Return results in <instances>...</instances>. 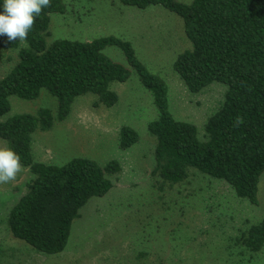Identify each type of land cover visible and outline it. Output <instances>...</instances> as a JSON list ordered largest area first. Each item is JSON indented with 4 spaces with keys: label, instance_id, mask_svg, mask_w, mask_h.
<instances>
[{
    "label": "trees",
    "instance_id": "16d2710c",
    "mask_svg": "<svg viewBox=\"0 0 264 264\" xmlns=\"http://www.w3.org/2000/svg\"><path fill=\"white\" fill-rule=\"evenodd\" d=\"M120 1L140 9L161 5L180 16L191 47L178 54L175 71L191 91L212 81L224 83V99L200 136L194 123L172 115L165 81L138 59L129 40L107 35L85 41H47L50 13L63 12V0H51V6L42 10L26 46L0 36L1 47L17 50L16 62L0 78V116L10 109V95L34 99L45 89L56 98L54 114L48 107H39L35 113L20 112L0 120V137L32 173L6 225L14 237L48 255L65 248L80 209L91 197L109 191L110 175L120 166L114 159L101 165L84 156L62 164L35 160L32 134L50 129L55 119L63 120L80 95L93 93L97 103L113 106L118 94L110 83L126 80L132 70L150 90L158 111L148 123L155 137L151 174L156 186H175L197 171L224 180L238 197L258 203V183L264 172V0ZM108 45L123 51L128 66L103 53ZM137 139L132 127L120 128V148H128ZM233 244L240 248L241 259L251 263L264 248V217L242 229Z\"/></svg>",
    "mask_w": 264,
    "mask_h": 264
},
{
    "label": "rangeland",
    "instance_id": "374dc122",
    "mask_svg": "<svg viewBox=\"0 0 264 264\" xmlns=\"http://www.w3.org/2000/svg\"><path fill=\"white\" fill-rule=\"evenodd\" d=\"M63 2V12L50 13L47 41L107 35L129 40L138 59L165 81L172 115L194 123L203 136V126L221 105L227 86L212 81L191 91L175 71L176 57L191 47L180 16L161 5L140 9L120 0ZM102 51L128 66L118 46ZM16 60L17 50L0 46V78ZM110 88L118 94L113 106L97 103L93 93L76 97L63 120L55 119L50 129L32 134V153L35 160L53 164L75 156L101 165L114 159L120 168L110 175L112 187L84 204L65 248L48 255L14 237L6 225L32 177L24 167L14 181L0 184V264H264V248L250 263L233 244L242 229L264 217V172L256 204L238 197L224 180L197 171L182 183L158 188L151 174L155 137L148 131V123L158 116L152 94L133 70L126 80L112 81ZM8 99L10 109L0 120L35 113L39 107L56 111V98L45 89L34 99ZM126 125L135 129L138 139L123 149L119 134ZM3 142L7 145L0 137Z\"/></svg>",
    "mask_w": 264,
    "mask_h": 264
},
{
    "label": "clouds",
    "instance_id": "9594fccd",
    "mask_svg": "<svg viewBox=\"0 0 264 264\" xmlns=\"http://www.w3.org/2000/svg\"><path fill=\"white\" fill-rule=\"evenodd\" d=\"M51 6V0H3L0 11V36L11 43L19 40L26 46L29 32L42 10ZM238 123L241 122L238 118ZM20 155L6 142L0 143V184L14 181L23 172Z\"/></svg>",
    "mask_w": 264,
    "mask_h": 264
}]
</instances>
